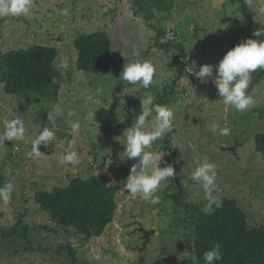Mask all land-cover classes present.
I'll return each instance as SVG.
<instances>
[{"label":"rangeland","instance_id":"374dc122","mask_svg":"<svg viewBox=\"0 0 264 264\" xmlns=\"http://www.w3.org/2000/svg\"><path fill=\"white\" fill-rule=\"evenodd\" d=\"M156 4L151 0L138 5L126 0H32L29 13L0 17L2 52L34 45L54 47L56 67L62 74L57 102L6 95L0 83V133L5 121L16 117L26 129L22 140L0 145V186L14 184L10 202L0 203V227L10 229L18 220L28 227L27 241L0 236V264H151L161 258L182 257L181 242L186 241L188 231L181 225L184 214L174 199L183 204L206 201L199 183L190 179L197 162L205 158L216 164L212 195L219 200L236 199L250 223L264 222V154L256 152L254 142L264 132L260 115L264 111V70L252 73L246 94L251 93L254 103L245 111L225 105L211 80L201 83L190 73L193 64L198 71L209 65L211 53L214 58L222 57L231 49L233 38L244 37L248 16L264 22L260 11L264 0H159ZM64 9L66 16L61 14ZM98 31L111 40L116 66L101 74L76 70L74 40ZM181 45L186 64L179 76L175 58ZM133 59L149 60L156 68L147 89L121 76L124 64ZM65 63L67 67H62ZM213 71L215 77V67ZM166 93L172 95L166 97ZM148 96L153 105H166L174 112L171 131L147 149L165 153L160 166L172 164L175 169L174 177L161 182L155 193L160 198L156 205L124 189L138 158L119 159L126 143L123 133L133 126L142 110L141 101ZM56 105L62 114L53 125L48 116L54 114ZM102 108L119 117L120 133L106 134L96 123L94 115ZM73 121L80 124L77 132L70 127ZM217 125L228 127L230 135L220 136L213 130ZM44 128L53 131V139L38 146L41 155L33 156L31 142ZM224 148H235V152ZM69 151L78 153L79 164L60 162ZM91 175H103L118 186L114 220L100 237H82L71 228L49 222V216L33 201L38 190ZM139 228L153 231L141 251L137 248L144 240ZM68 245L74 249V258L64 250L57 253Z\"/></svg>","mask_w":264,"mask_h":264},{"label":"trees","instance_id":"16d2710c","mask_svg":"<svg viewBox=\"0 0 264 264\" xmlns=\"http://www.w3.org/2000/svg\"><path fill=\"white\" fill-rule=\"evenodd\" d=\"M134 5L143 0H126ZM153 1H156L154 3ZM159 0H151L158 6ZM173 4L167 6L171 10ZM248 16V15H247ZM248 28L244 37L230 41L234 48L247 39H264L255 37L258 29L264 31V22L248 16ZM168 46L163 45L166 49ZM76 51L75 68L92 74L111 71L114 61L111 40L105 32L98 31L80 34L74 40ZM175 58L176 73L179 76L185 70L186 55L183 46H179ZM58 52L56 48L34 45L26 49L2 52L0 48V83L6 95H29V101L37 99L57 102L59 83L62 74L56 67ZM178 76V77H179ZM172 94H165L166 97ZM264 118V111L261 112ZM95 121L104 133L116 135L121 131L119 117L109 109L96 111ZM255 150L264 154V132L254 137ZM118 186L110 183L105 176L91 175L88 178H73L65 186H54L51 190H38L33 201L39 209L49 216V222L57 226L71 228L82 237L97 238L102 236L115 216L117 209L116 194ZM171 194H168L170 196ZM179 212L184 214L181 225L188 231L189 240L182 241L185 249L182 257L168 261L161 258L151 264H204L203 254L215 245L221 246L222 259L214 264H264V222L250 223L247 215L234 198H223L220 206L213 207L210 213L202 208L207 204L184 203L177 200ZM28 227L18 220L10 229L0 227V236H17L27 241ZM65 254L75 257L71 246L60 248ZM193 256L196 260L193 261Z\"/></svg>","mask_w":264,"mask_h":264},{"label":"clouds","instance_id":"9594fccd","mask_svg":"<svg viewBox=\"0 0 264 264\" xmlns=\"http://www.w3.org/2000/svg\"><path fill=\"white\" fill-rule=\"evenodd\" d=\"M32 0H0V17H18L30 12ZM264 14V8L261 10ZM62 15H68L66 9L61 10ZM255 37L264 36V31L257 30L253 33ZM67 67V64H62ZM216 75L213 76L212 65H202L198 71H194L195 64L190 67V73L201 81L206 83L212 81L217 89L218 96L222 98L225 105L232 106L237 111H245L252 107L254 101L250 94H246L253 80L252 73L258 69L264 70V39H247L236 45L220 60L215 66ZM156 68L149 60L133 59L126 62L123 66L122 78L131 84L140 83L147 89L153 82ZM141 113L135 117L133 126L128 128L123 134H126V143L124 151L119 154V159L132 160L138 158L137 163L130 169V175L124 182V189L132 195H139L142 199L150 201L153 205L160 203L159 196L155 195L161 182L168 178H173L175 169L172 164L161 167L165 153L148 151L151 145L159 138L170 132L172 129L174 112L166 105H153V98L148 96L141 101ZM151 106V107H149ZM155 113L151 124H148V118ZM61 108L54 106V114L50 113L49 121L55 124L56 117L60 116ZM73 132L80 129L78 121L70 124ZM214 131H218L220 136L230 135L228 127L214 126ZM26 129L22 119L19 117L5 121L4 131L0 133V145L5 141L22 140ZM54 133L49 128H44L37 137L32 140L31 155L39 156L41 152L38 146L47 145L53 139ZM61 163L79 164L80 158L76 151H69L62 155ZM190 179L199 183L204 193V199L207 204L202 208L204 213H210L213 207L220 206L219 198L212 195L216 189L215 181L217 179L216 164L209 162L207 158L198 161L195 169L190 173ZM14 190V184L7 182L0 186V203L7 205ZM222 259L221 246L215 245L211 250L203 254L204 264H214L215 261ZM196 258L193 256V261Z\"/></svg>","mask_w":264,"mask_h":264},{"label":"water","instance_id":"95a60500","mask_svg":"<svg viewBox=\"0 0 264 264\" xmlns=\"http://www.w3.org/2000/svg\"><path fill=\"white\" fill-rule=\"evenodd\" d=\"M213 74H214V72H213ZM223 150H225V151H231L233 153L235 152V148H224ZM138 231H140L142 233V238L144 240L143 241V244H142V247L141 248H137V250L141 251V250H143V248H145V246H146V244L148 243V240H149V235L151 233H153V231H150L149 232V231H147V230H145L143 228H139Z\"/></svg>","mask_w":264,"mask_h":264},{"label":"flooded vegetation","instance_id":"af4514ba","mask_svg":"<svg viewBox=\"0 0 264 264\" xmlns=\"http://www.w3.org/2000/svg\"><path fill=\"white\" fill-rule=\"evenodd\" d=\"M214 57H215V55L213 53H211L210 54V63H209V65H212L213 66V70H214V67L216 66V64H219V62L223 58V56L222 57H219V58H214Z\"/></svg>","mask_w":264,"mask_h":264}]
</instances>
